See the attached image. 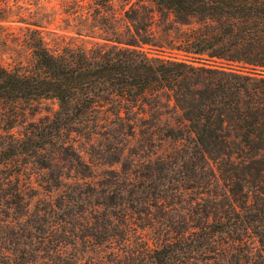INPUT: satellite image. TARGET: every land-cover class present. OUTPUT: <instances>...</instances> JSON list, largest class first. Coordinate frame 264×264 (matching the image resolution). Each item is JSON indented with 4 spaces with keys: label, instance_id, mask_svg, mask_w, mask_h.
<instances>
[{
    "label": "trees",
    "instance_id": "16d2710c",
    "mask_svg": "<svg viewBox=\"0 0 264 264\" xmlns=\"http://www.w3.org/2000/svg\"><path fill=\"white\" fill-rule=\"evenodd\" d=\"M91 1L83 43L27 23L33 62L0 63V264H264V0ZM43 99L59 109L27 123Z\"/></svg>",
    "mask_w": 264,
    "mask_h": 264
},
{
    "label": "rangeland",
    "instance_id": "374dc122",
    "mask_svg": "<svg viewBox=\"0 0 264 264\" xmlns=\"http://www.w3.org/2000/svg\"><path fill=\"white\" fill-rule=\"evenodd\" d=\"M91 3V0H0V63L5 66L14 67L19 63L29 65L33 62V57L27 42V29L33 28V26H28L27 23L38 25L39 27L37 29L42 31L43 36L53 48L65 46L66 44L83 43L84 40L78 38L72 32L80 26L79 24L86 17V12L91 7ZM120 7L121 4L116 2L115 9L118 10ZM173 36L176 37L177 35ZM166 52L163 57L177 60L186 59L183 53L176 50L167 49ZM58 109L57 101L53 99L40 100L34 103L29 109L26 121L27 123L37 122L45 116L53 115ZM180 117V113L175 111L167 116L165 120L173 127H178L180 123H178L177 119H180ZM24 127L25 124L16 126L13 132L19 134L24 130ZM186 136L189 141H170L161 146V148L154 150V152L157 155H165L166 153H172L184 147L190 148L193 145L194 137L191 133H187ZM76 146L85 151L88 149L84 141H80ZM104 150L97 147L94 149V152L98 154ZM134 152L137 154H125L124 158L127 159L126 166L131 167L130 163L134 160L135 166L138 163L143 164L148 159L147 155H150V152L146 149L141 151L139 147L135 148ZM96 162L98 164V161ZM121 168L122 165L119 164H99L94 169V175L98 179L107 170L120 171ZM63 173L65 176L75 177L74 172L69 169L63 170ZM15 176V178H19L20 184L24 189L35 196L33 204H35L38 198H42L45 195V192L37 183L38 177L36 175H33L31 179H29V174ZM138 234H143V240L149 242L151 246L156 244L152 233L149 231L142 233L139 231ZM254 246H258V244L254 243ZM74 251L73 247L68 246L66 249L68 253H74ZM107 251L111 253L113 249ZM85 252L81 253L85 258L87 256H100L98 250L94 253L91 250H86Z\"/></svg>",
    "mask_w": 264,
    "mask_h": 264
}]
</instances>
